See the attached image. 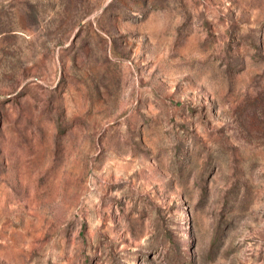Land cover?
I'll list each match as a JSON object with an SVG mask.
<instances>
[{"label":"rangeland","instance_id":"1","mask_svg":"<svg viewBox=\"0 0 264 264\" xmlns=\"http://www.w3.org/2000/svg\"><path fill=\"white\" fill-rule=\"evenodd\" d=\"M164 233L264 264V0H0V264H164Z\"/></svg>","mask_w":264,"mask_h":264},{"label":"trees","instance_id":"2","mask_svg":"<svg viewBox=\"0 0 264 264\" xmlns=\"http://www.w3.org/2000/svg\"><path fill=\"white\" fill-rule=\"evenodd\" d=\"M160 219V217H159ZM162 237H164L161 242L162 245L164 246V264H181V262L184 260L185 258V250H184V245H180L177 248V251L174 250L175 252L178 253V257L175 258V256L173 255V248L168 246V242L170 240V236H168L167 233L162 234ZM174 252V253H175ZM149 259V256L147 257V260Z\"/></svg>","mask_w":264,"mask_h":264}]
</instances>
